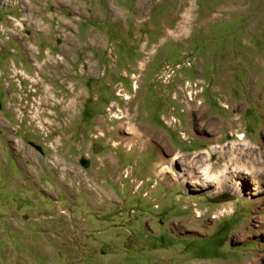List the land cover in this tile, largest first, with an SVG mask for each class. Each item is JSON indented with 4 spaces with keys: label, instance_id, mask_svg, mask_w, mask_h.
<instances>
[{
    "label": "rangeland",
    "instance_id": "obj_1",
    "mask_svg": "<svg viewBox=\"0 0 264 264\" xmlns=\"http://www.w3.org/2000/svg\"><path fill=\"white\" fill-rule=\"evenodd\" d=\"M9 17L29 35L0 51V264H264L263 178L161 164L264 163V0H0Z\"/></svg>",
    "mask_w": 264,
    "mask_h": 264
},
{
    "label": "bare ground",
    "instance_id": "obj_2",
    "mask_svg": "<svg viewBox=\"0 0 264 264\" xmlns=\"http://www.w3.org/2000/svg\"><path fill=\"white\" fill-rule=\"evenodd\" d=\"M127 99H130V98H127ZM199 111L201 112L200 108L197 110V107H196V112L200 113ZM132 130H133V128H132ZM138 135H139V132H137V130H133L132 137H130L128 139V141L134 143V141L136 140ZM138 137H141V136H138ZM139 139L141 140L142 138H139ZM206 154L208 155V157H211L209 152H207ZM202 155H205V153H202ZM180 160H181V157L178 156V154H175V155H173V158L170 161H168V162L163 161V160L161 161V164H163V166H164L163 169H162V172H164V174L167 175V176H168V174L171 173L172 174L171 179H172L173 183H181L183 185L184 184H188V183H193L196 186L207 187V188L210 187V186H213V187L216 186L218 191H222L224 188H230L233 191H235L236 193H238L240 182L239 181L236 182V180L234 179L236 176L238 178H240L241 180L242 179L243 180L244 179H249V178L251 180L253 178L254 179L257 178L259 180H260V178L264 179V163H262V165L259 168L251 167V166H250V168H248L249 166L248 167H246V166L238 167L237 165H233V170L231 172L227 171V167L225 166L224 169L221 171V173H222L221 176H217V175L212 174V171H211L212 169L210 167V164H206V161H204V157H202V156H200V160L197 161V162H189L186 165H183L184 169L182 170V172L180 174H173L171 172L172 171L171 166L177 161L180 162ZM255 160L257 161V159H255ZM202 161H203V167L202 168L198 167V163H200ZM218 162H219V160H218ZM259 163H261V161ZM223 181H225V182H223ZM253 190H254V192L252 193V195H254V196H257L258 195L257 193L262 192V190H260L259 186H257V185H254Z\"/></svg>",
    "mask_w": 264,
    "mask_h": 264
},
{
    "label": "built area",
    "instance_id": "obj_3",
    "mask_svg": "<svg viewBox=\"0 0 264 264\" xmlns=\"http://www.w3.org/2000/svg\"><path fill=\"white\" fill-rule=\"evenodd\" d=\"M24 24H25V20L12 18V17H9L6 20V23L4 24L0 23V51L2 54H4L6 50H8L10 54L16 55V52L13 50L10 44L13 42L19 43L23 40V36L29 35V32L28 31L26 32L25 30ZM29 50L35 53L36 48L33 45H31L29 47ZM37 55H38V52H37ZM43 56H44V59L45 57L49 58V52L46 51L43 54ZM22 64H23L22 62L16 63L14 59L11 58L9 60L7 69L9 73L8 74L9 79L15 83V85L18 87L20 91L23 92L24 88L22 87V83L24 82L25 79H29V76H27L24 70H22L21 67H19V66H22ZM32 64L35 65V61ZM35 75L37 76V74Z\"/></svg>",
    "mask_w": 264,
    "mask_h": 264
},
{
    "label": "water",
    "instance_id": "obj_4",
    "mask_svg": "<svg viewBox=\"0 0 264 264\" xmlns=\"http://www.w3.org/2000/svg\"><path fill=\"white\" fill-rule=\"evenodd\" d=\"M0 107H1V104H0ZM80 164H81V166H82L83 168H85V169H88L89 166H90V162H89L88 160H86V159H82V160L80 161Z\"/></svg>",
    "mask_w": 264,
    "mask_h": 264
},
{
    "label": "flooded vegetation",
    "instance_id": "obj_5",
    "mask_svg": "<svg viewBox=\"0 0 264 264\" xmlns=\"http://www.w3.org/2000/svg\"><path fill=\"white\" fill-rule=\"evenodd\" d=\"M40 151H41V149L40 148H38Z\"/></svg>",
    "mask_w": 264,
    "mask_h": 264
}]
</instances>
